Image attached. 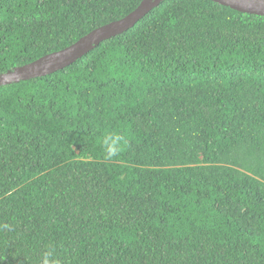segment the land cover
I'll use <instances>...</instances> for the list:
<instances>
[{
  "label": "trees",
  "instance_id": "obj_1",
  "mask_svg": "<svg viewBox=\"0 0 264 264\" xmlns=\"http://www.w3.org/2000/svg\"><path fill=\"white\" fill-rule=\"evenodd\" d=\"M144 0H0V76ZM122 135L105 158L102 137ZM0 264H264V16L166 0L0 88Z\"/></svg>",
  "mask_w": 264,
  "mask_h": 264
},
{
  "label": "water",
  "instance_id": "obj_2",
  "mask_svg": "<svg viewBox=\"0 0 264 264\" xmlns=\"http://www.w3.org/2000/svg\"><path fill=\"white\" fill-rule=\"evenodd\" d=\"M166 0H144L130 15L122 20L103 26L83 37L77 43L62 51L47 55L38 61L23 67H18L5 75L0 76V88L12 83L43 77L62 70L87 55L102 42L135 27L155 7ZM236 11L264 16V0H211Z\"/></svg>",
  "mask_w": 264,
  "mask_h": 264
},
{
  "label": "clouds",
  "instance_id": "obj_3",
  "mask_svg": "<svg viewBox=\"0 0 264 264\" xmlns=\"http://www.w3.org/2000/svg\"><path fill=\"white\" fill-rule=\"evenodd\" d=\"M102 146L106 159H111L118 156L126 144L125 138L116 132H106L102 137ZM0 230L13 231L12 225L4 223L0 225ZM35 264H61L57 256L56 246L53 243L47 244L41 251L40 257L36 260Z\"/></svg>",
  "mask_w": 264,
  "mask_h": 264
}]
</instances>
